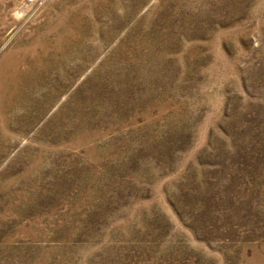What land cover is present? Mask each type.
I'll return each instance as SVG.
<instances>
[{
    "label": "rangeland",
    "instance_id": "rangeland-1",
    "mask_svg": "<svg viewBox=\"0 0 264 264\" xmlns=\"http://www.w3.org/2000/svg\"><path fill=\"white\" fill-rule=\"evenodd\" d=\"M0 264H264V0H0Z\"/></svg>",
    "mask_w": 264,
    "mask_h": 264
}]
</instances>
